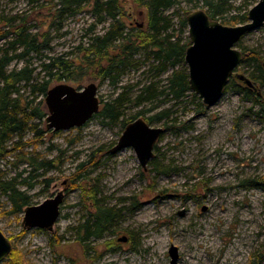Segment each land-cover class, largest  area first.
I'll return each mask as SVG.
<instances>
[{
  "label": "rangeland",
  "instance_id": "374dc122",
  "mask_svg": "<svg viewBox=\"0 0 264 264\" xmlns=\"http://www.w3.org/2000/svg\"><path fill=\"white\" fill-rule=\"evenodd\" d=\"M229 2L230 12L219 22L238 13L237 7L243 11L247 0ZM121 4L127 30L146 26L143 9L131 0H121ZM59 7L58 0H0L2 34L22 25L39 46L27 63L36 70L34 83L41 81L36 75L41 62L59 58L78 63L82 58L78 46H84L92 34H103L109 25L96 24L89 7L58 17ZM197 9L205 8L196 0H180L166 11L172 19L169 33L188 40L187 30L179 33L178 18ZM13 40L14 35L1 39L0 52ZM240 44L236 49L244 48L246 54L252 51L260 59L241 62L235 71L251 78L256 65L264 62V26L246 34ZM25 64L13 61L9 70ZM153 65L151 55L139 52L114 85L101 80L97 71L85 75L74 65L70 77L60 71L63 78L51 79L50 88L67 84L81 90L95 84L100 110L120 94L125 99L118 122L96 116L79 128L53 131L46 128V117L34 121L40 134L28 130L17 139L18 144L26 156L51 161L52 167L34 171L26 161H17L18 152L0 164L5 179L20 174L18 182L26 178L35 184L32 190L20 186L32 196L30 206L58 192L64 195L59 219L47 231L24 229L23 213L7 216L10 204L0 192V231L30 264H170L171 246L177 249L176 264H188L187 256L193 257L190 264H264V109L254 101L264 102V89L257 84V90L245 95L234 79V86L210 108L189 91L177 101L171 96L158 97L153 102L155 109L147 112L150 105L136 106L133 98L149 84L160 92L171 74L170 70L158 74ZM19 89L32 105L41 101L48 115L44 97L36 89L33 92L23 83ZM162 111L168 112V125L174 129L164 131L152 160L168 166L167 174L156 173L149 163L145 170L141 168L132 148L109 153L122 134L121 121L139 112L138 118H145ZM89 191L97 204L117 211L100 237L85 238L77 229L93 220L95 202Z\"/></svg>",
  "mask_w": 264,
  "mask_h": 264
},
{
  "label": "trees",
  "instance_id": "16d2710c",
  "mask_svg": "<svg viewBox=\"0 0 264 264\" xmlns=\"http://www.w3.org/2000/svg\"><path fill=\"white\" fill-rule=\"evenodd\" d=\"M196 1L201 2L205 8L204 12L212 20L219 21V18L224 17L231 10L229 0ZM256 2L257 0H247L244 3L246 8L244 7L243 11H241L242 7H237L238 13L229 16L224 22L220 23L226 26H236L247 22L248 8ZM58 3L60 5L57 10L58 17L66 14H78L82 7L86 6L90 8L93 16H95L96 24L108 22V28L101 35L92 34L84 46H78V50L82 54V58L78 63L76 61H61L59 58H49L47 62H41L36 74L39 75V80H41L39 83L33 82L36 70L30 69L27 65L30 55L39 52V46L36 44L35 38L27 33L22 25H17L12 32L8 30L2 34V30H0V40L7 39L10 35L15 36V40L8 44V48L0 52V164L11 155L15 156V153L18 152L16 154L17 161H26L29 166L34 167V171L52 167L51 161L26 156L22 152V146L18 144V141L28 130L35 133V135H39L40 130L32 123L41 121L46 117V113L42 111L41 101L32 105V100L23 99L19 94V86L22 83L28 85L33 92L36 89L39 96L45 97L46 92L50 89L51 79L60 80L63 78L64 76L60 74V71L66 72L70 77L74 72L71 69L74 65L77 71L85 75L89 70L97 71L101 80H109L114 85L125 69L131 65V59L139 52H144L152 56L155 64L153 68L158 74H163L168 70L171 71V74L166 79L165 88L160 92H157L152 84L142 87L133 98L132 103L134 105H150L147 112H151L155 109L153 102L158 97L171 96L173 101H177L190 91L187 68L184 63V53L189 41H183L180 36L169 33L172 28V19L171 16L165 15L166 11L178 6L180 0H131L136 8L145 11L146 26L142 28L137 25L138 27H131L130 30L126 29L127 22L124 19L125 12L121 0H58ZM186 14L187 12H184L183 17L178 18L179 33L181 34L187 30ZM237 45L241 47L240 41ZM241 52L243 54L241 62L260 61L257 54L252 51L246 54L245 49L242 48ZM13 61H24L26 64L18 70H9V66ZM255 73L257 74L256 77L253 76ZM249 79L254 88H248L242 82H238L241 84L242 88L240 89L245 95L257 90L255 86L257 84L264 89V71L260 63L256 65L255 72ZM233 82L234 79H230L225 91L228 87L234 86ZM124 99V95L120 94L118 98L110 103H105L93 117L98 116L109 119L111 122H118L123 115L120 107ZM254 101L264 109V102L262 103L258 98H255ZM199 106L201 105L199 104ZM139 115L140 112L121 121L122 128L124 129L128 123L138 118ZM142 119L149 125L161 123L164 131L174 129L173 124L168 125L169 114L166 111L157 112ZM154 149H156V146ZM149 164L153 165V171L156 173L164 175L169 172L168 166L157 165L153 160H150ZM4 175L5 173L0 168V192L6 196L10 204V209L5 214L7 216L20 215L26 207L32 204V196L25 190H21L20 186L32 190L35 184L28 183L26 178L18 182L20 174L10 179H5ZM250 183L255 186H262V184L258 185L255 181ZM89 192L90 199L94 200L95 194L92 191ZM94 202L93 220H86L77 227L85 238L100 237L117 215L114 208L99 205L96 200ZM2 264H30V262L25 259L20 250L12 246L10 254Z\"/></svg>",
  "mask_w": 264,
  "mask_h": 264
},
{
  "label": "water",
  "instance_id": "95a60500",
  "mask_svg": "<svg viewBox=\"0 0 264 264\" xmlns=\"http://www.w3.org/2000/svg\"><path fill=\"white\" fill-rule=\"evenodd\" d=\"M189 44L185 49L184 63L187 68L189 90L201 100L206 108L217 104L225 93L230 79L254 88L249 78L235 73L242 61L238 42L248 33L264 26V0H257L247 12V22L236 26H226L212 20L197 9L185 17ZM264 71V62L261 64ZM46 128L53 131H67L87 123L98 111L97 87L90 83L81 90L67 84L51 87L44 97ZM164 133L162 127H153L142 118L128 123L109 150L114 155L125 148H132L139 165L144 170L153 158V151ZM64 195L58 192L53 198L44 200L23 211L24 229L51 231L60 216ZM121 242L125 238L120 239ZM12 245L0 231V263L10 254ZM170 264L178 260L177 249L171 246L168 251Z\"/></svg>",
  "mask_w": 264,
  "mask_h": 264
},
{
  "label": "bare ground",
  "instance_id": "6f19581e",
  "mask_svg": "<svg viewBox=\"0 0 264 264\" xmlns=\"http://www.w3.org/2000/svg\"><path fill=\"white\" fill-rule=\"evenodd\" d=\"M193 259V257H191V256H187V262H188V264H190V261Z\"/></svg>",
  "mask_w": 264,
  "mask_h": 264
}]
</instances>
